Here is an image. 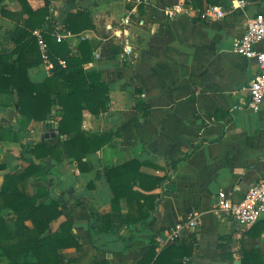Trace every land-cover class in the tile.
I'll return each instance as SVG.
<instances>
[{
    "label": "crops",
    "instance_id": "obj_1",
    "mask_svg": "<svg viewBox=\"0 0 264 264\" xmlns=\"http://www.w3.org/2000/svg\"><path fill=\"white\" fill-rule=\"evenodd\" d=\"M244 1V9L205 22L196 17L188 0H28L33 10L48 13L45 24L32 32L35 37L36 31L46 42V35L65 36L59 43L68 45L72 57L81 55L82 41L89 42L94 56L82 65V74L102 75L109 105L99 115L85 109L80 128L89 137L108 133L112 140L89 154L84 161L90 168L81 170L65 148L67 136L58 129L64 110L56 100L50 117L32 121L27 131L20 132L19 141L10 131L0 130V194L27 195L33 204L61 199L64 215L50 228L56 232L63 222H73L85 254L81 264L104 260L137 264L153 241L156 252L179 243L170 240L171 230L192 218L197 225L184 236H195V250L183 264H242L243 252L254 249L264 261V222L244 227L215 211L220 192L240 199L264 179V105L259 112L252 111L246 89L259 68L256 59L233 51L248 20L264 12V0ZM207 4L231 9L233 0H197L195 6ZM177 5L184 10L171 18L168 9ZM71 15H82L75 23L76 33L68 28ZM27 18L18 0H0V55L13 52L16 42L30 32ZM256 49L264 52V41ZM53 56L56 66L61 57ZM54 70L50 74L41 61L28 69V76L41 84ZM77 72L73 68L68 74L74 77ZM4 90L0 127L16 129L17 92L7 86ZM42 141L63 149L60 161L37 160L29 154V146ZM135 160L143 176L159 182L152 192L134 188L142 195H154L157 209L149 223L132 226L125 219L136 215L138 201L128 204L123 198L120 210L113 212L114 193L105 172ZM31 162L40 170L26 182L10 186L5 177L24 172ZM88 211L111 214L116 232L104 231L106 225L101 223L95 234ZM0 216L10 220L15 213L0 205ZM26 225L33 226L31 221ZM75 252V248L60 250L68 258L76 257Z\"/></svg>",
    "mask_w": 264,
    "mask_h": 264
},
{
    "label": "trees",
    "instance_id": "obj_2",
    "mask_svg": "<svg viewBox=\"0 0 264 264\" xmlns=\"http://www.w3.org/2000/svg\"><path fill=\"white\" fill-rule=\"evenodd\" d=\"M23 7V13L28 15L25 23L29 25L30 32L16 42L13 52L0 55V93L4 87H12L18 96L19 118L17 128L0 127V130L14 134V139L19 141L20 132L27 131L32 121L42 122L50 117L55 101L62 106L64 116L59 122L61 135L67 136L64 142L65 148L72 160H76L81 170L90 167L84 161L89 154L96 153L108 145L112 136L102 134L89 137L83 133V111L89 110L92 114L99 115L106 112L109 105V88L103 82L99 72L82 74V65L93 59V49L88 41L80 44L81 55L72 57L71 50L66 43H59L55 38L46 35L48 45L53 55L66 60L67 67L63 68L58 63L55 73L41 84H34L28 76V69L42 61L38 46V39L33 35L36 28H41L47 21V10H33L28 0H18ZM82 15L69 16L67 23L69 31L78 32L76 21ZM54 43H52V42ZM18 58L13 60V57ZM12 59V61H11ZM77 69V76L71 77L70 69ZM58 78L63 79L58 82ZM68 90H71L69 93ZM13 139V138H12ZM29 154L37 160L53 158L60 161L64 151L57 145L48 141L36 143L28 148ZM86 166V167H85ZM141 164L131 161L116 168L106 170L105 176L114 193L112 201L113 212L119 211L120 200L128 199V204L138 201V209L134 217H129L125 222L135 226L138 223L146 224L151 220L152 213L157 209L154 195H142L134 188L152 192L158 187L159 179L145 177L140 172ZM40 170V166L31 162L29 167L22 173H14L5 177L10 186L26 182L33 174ZM0 205L9 207L15 213L10 219L0 216V260L6 259L11 264H81L85 258L83 249L77 236L73 232V222L65 221L60 225V230L51 231L52 222L64 215L63 201L52 198L49 204H33L27 195L0 194ZM88 218H93L92 229L95 234L99 233V224H105L104 231L116 232L112 224V215H99L88 211ZM31 221L32 228L26 225ZM196 238L193 234L183 237L179 243H175L162 251L158 249L156 241L140 259L137 264H183L186 257L193 255ZM75 248L77 255L68 258L60 253V250ZM97 264H110L107 260ZM242 264H264L263 256L257 249L251 252H243Z\"/></svg>",
    "mask_w": 264,
    "mask_h": 264
},
{
    "label": "built area",
    "instance_id": "obj_3",
    "mask_svg": "<svg viewBox=\"0 0 264 264\" xmlns=\"http://www.w3.org/2000/svg\"><path fill=\"white\" fill-rule=\"evenodd\" d=\"M191 9H196V17L205 22H213L222 20L229 13L237 9H244L246 2L240 0L241 7L225 9L219 4H207L202 7L195 6L197 0H188ZM181 7V6H180ZM219 7L220 13H214V9ZM175 8H169L171 13L168 14L171 18L180 14L184 8L181 7L180 12H176ZM210 12L213 15H210ZM40 46L42 62L46 66L47 71L53 73L55 67V59L49 49L48 43L44 40L41 33L35 32ZM71 34V33H70ZM69 34V36H71ZM65 36L61 34L56 35L58 42H63ZM264 41V12L258 13L248 20L247 28L244 35L236 40L233 44V51L239 55L254 58L257 61L258 72L249 81L246 89L249 95L248 107L254 111L259 112L264 105V52H259L256 49L258 43ZM57 63L63 68L67 67L66 60L62 58L56 59ZM215 211H222L230 216L231 219L244 227H253L260 222H264V179L251 186V188L240 199H234L231 195L222 191L219 193ZM197 225L195 218L187 219L177 223L171 230L170 240L174 243L180 241L183 236L188 233L189 229Z\"/></svg>",
    "mask_w": 264,
    "mask_h": 264
},
{
    "label": "clouds",
    "instance_id": "obj_4",
    "mask_svg": "<svg viewBox=\"0 0 264 264\" xmlns=\"http://www.w3.org/2000/svg\"><path fill=\"white\" fill-rule=\"evenodd\" d=\"M181 2H182V0H181ZM233 7L234 8H240L241 7L240 0H233ZM181 10H182L181 7L179 5H177L175 8V11L180 12ZM168 11H169V13H171V10H168ZM220 12H221V9L219 7H216L214 9V13H220ZM210 15H213V13L210 12ZM262 58H264V57H262Z\"/></svg>",
    "mask_w": 264,
    "mask_h": 264
},
{
    "label": "rangeland",
    "instance_id": "obj_5",
    "mask_svg": "<svg viewBox=\"0 0 264 264\" xmlns=\"http://www.w3.org/2000/svg\"><path fill=\"white\" fill-rule=\"evenodd\" d=\"M0 264H11V263H8L6 259H1Z\"/></svg>",
    "mask_w": 264,
    "mask_h": 264
}]
</instances>
